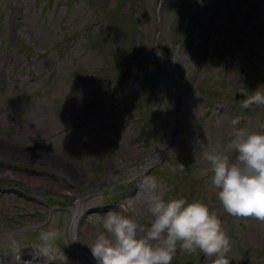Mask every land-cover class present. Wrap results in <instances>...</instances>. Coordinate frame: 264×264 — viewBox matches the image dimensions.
<instances>
[{
    "label": "rangeland",
    "instance_id": "1",
    "mask_svg": "<svg viewBox=\"0 0 264 264\" xmlns=\"http://www.w3.org/2000/svg\"><path fill=\"white\" fill-rule=\"evenodd\" d=\"M23 1L14 19L15 0H0V144L64 166L0 151V190L20 187L31 197L0 191V264H93L88 245L119 195L127 217L149 226V177L165 200H199L216 212L230 264H264V223L228 214L207 162L196 159L197 141L223 152L236 128L264 132V106L241 111L253 91L264 93V0H165L161 25L160 0ZM77 207L84 255L71 235ZM49 228L61 235L46 253L39 234ZM214 259L179 250L172 264Z\"/></svg>",
    "mask_w": 264,
    "mask_h": 264
},
{
    "label": "clouds",
    "instance_id": "2",
    "mask_svg": "<svg viewBox=\"0 0 264 264\" xmlns=\"http://www.w3.org/2000/svg\"><path fill=\"white\" fill-rule=\"evenodd\" d=\"M251 105L264 106L260 88L244 99L242 107ZM197 157L207 162L205 172L212 173L211 185L219 190L218 200L228 214L264 223V132L236 128L223 152L197 141ZM183 167L181 164V171ZM143 187L151 216L149 226L145 228L118 211H108L104 231L88 245L97 264H172L178 248L188 254L199 250L206 258L215 257L212 264H230V238L216 212L199 200H165L156 193L157 184L150 177L145 178ZM39 235L47 253L61 233L49 228Z\"/></svg>",
    "mask_w": 264,
    "mask_h": 264
},
{
    "label": "bare ground",
    "instance_id": "3",
    "mask_svg": "<svg viewBox=\"0 0 264 264\" xmlns=\"http://www.w3.org/2000/svg\"><path fill=\"white\" fill-rule=\"evenodd\" d=\"M0 151H7V152H10V153H19V154H22V155H28V159L27 160H42V161H48V162H51V163H56L58 165H63V162H61L60 158H56V160H53L51 158H49L46 154H38V153H26L28 151H26L25 149H17L16 147H11V148H6V147H3L2 144H0ZM66 164V163H65ZM67 165V164H66ZM12 175H8V177H11ZM73 217H74V225L77 226V221L80 217V213H79V208L77 207V209L75 210L74 214H73ZM74 230V229H73Z\"/></svg>",
    "mask_w": 264,
    "mask_h": 264
}]
</instances>
